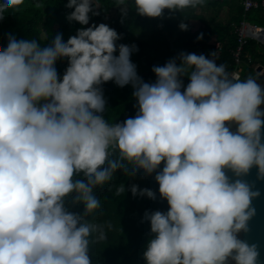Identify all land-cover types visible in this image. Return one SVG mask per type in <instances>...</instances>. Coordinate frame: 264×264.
I'll return each instance as SVG.
<instances>
[{"label":"clouds","instance_id":"obj_1","mask_svg":"<svg viewBox=\"0 0 264 264\" xmlns=\"http://www.w3.org/2000/svg\"><path fill=\"white\" fill-rule=\"evenodd\" d=\"M202 2L133 0L136 14L150 19ZM117 3L123 21L128 8L125 0ZM23 4L2 0L0 20ZM66 7L74 9L67 20L80 25L89 24L90 13L99 15L93 0H68ZM179 28L187 31L184 23ZM119 39L101 23L77 30L66 43L57 34L43 48L9 35L0 49V264H91L90 243L107 237L85 217L100 206L93 189L117 170L130 177L137 170L157 173L169 206L166 213H145L153 236L146 264H259L258 246L239 237L249 232L260 195L245 177L255 168L264 181L261 85L252 76L230 75L216 64V53L209 59L183 52L154 66L156 81L146 83L131 62L138 47L117 46ZM65 58L60 79L55 65ZM182 77L190 81L186 88ZM109 81L132 86L134 118L105 120L102 85ZM80 174L84 179H74ZM128 191L155 199L135 184ZM124 192L121 185L117 195ZM69 198L84 206L82 214L66 208Z\"/></svg>","mask_w":264,"mask_h":264},{"label":"trees","instance_id":"obj_2","mask_svg":"<svg viewBox=\"0 0 264 264\" xmlns=\"http://www.w3.org/2000/svg\"><path fill=\"white\" fill-rule=\"evenodd\" d=\"M239 1L203 0L195 7L174 13L165 10L163 18L150 19L138 16L133 0H125L128 15L122 21L121 6L117 0H93L95 11L99 15L90 13L89 24L80 25L78 22L67 20V16L74 11L66 7L68 0H24V4L18 10L5 12L4 19L0 20V49H6L9 35L17 40H36L43 48L50 45L57 34H61L66 43L70 37L76 35L77 30L91 27L96 22H105L121 37L116 42L117 46L135 44L138 47V51L131 55V62L138 69L137 75L146 83L156 81L152 71L154 66L165 65L169 60L177 58L181 52L202 54L209 59H213L212 53H216L214 57L216 64L225 65L227 72L230 73L235 66L232 52L237 46L233 24L242 19L243 13ZM36 3H41L43 7L36 8L34 6ZM198 6L210 10L211 15L206 16L201 11L197 13ZM222 6L228 7L227 16L224 22L218 24L216 19L220 17ZM246 19L251 24L264 27V9L252 10ZM190 21H197L200 26L194 30L188 25ZM181 23L187 25V31L179 28ZM53 26L56 27L55 31L50 34L43 33L44 29ZM201 34L203 38L198 40L197 37ZM213 39L221 44L218 53L209 44ZM242 53L250 55L254 62L264 64L263 44L249 39ZM115 55H118V51ZM177 63L179 64V60ZM182 80L186 88L190 81L187 77H182ZM112 83L109 81L102 85L106 101L103 116L110 124L123 123L128 118H134L138 111L137 101L133 96L134 89L126 85L120 90ZM162 168L163 162L157 172L162 171ZM156 174L149 176L142 170H137L136 176L130 177L117 170L110 181L93 189L100 206L85 219L89 223L103 226L107 238L100 243H90L91 264H146L144 252L153 236L150 221L145 219V213L151 214L155 211L166 213L169 209L167 201L160 197L159 185L155 181ZM74 179H84L83 174L75 176ZM133 184L138 185L139 189L153 191L155 199L133 197L128 191ZM121 185H124L125 192L117 195ZM70 200L71 198L66 201V208L73 213L82 214L84 206L82 204L72 206ZM109 224L111 228L108 227ZM94 236L96 233H93L90 239L94 240Z\"/></svg>","mask_w":264,"mask_h":264},{"label":"built area","instance_id":"obj_3","mask_svg":"<svg viewBox=\"0 0 264 264\" xmlns=\"http://www.w3.org/2000/svg\"><path fill=\"white\" fill-rule=\"evenodd\" d=\"M240 6L242 7V19L237 23L233 24L234 33L236 35V42L237 46L235 50L232 52L233 59H234V69L229 73L230 75L238 76L240 79L241 75L239 73L241 64L246 62L250 65L252 70L255 72L256 67L261 66L262 70V63L254 62L250 55H244L243 47L247 43L249 39L255 40L260 44H264V27L251 24L246 19V16L252 10L262 8L264 9V0H240ZM214 50L218 53L221 49L220 42L216 41L215 39L211 40L209 43ZM256 73V72H255ZM256 75H259L256 73Z\"/></svg>","mask_w":264,"mask_h":264},{"label":"water","instance_id":"obj_4","mask_svg":"<svg viewBox=\"0 0 264 264\" xmlns=\"http://www.w3.org/2000/svg\"><path fill=\"white\" fill-rule=\"evenodd\" d=\"M255 72L257 75V80L259 79V84L264 90V64L256 67ZM261 111H264V104L261 105ZM235 125H232L230 130L236 131ZM262 142H264V127L261 129ZM245 179L250 183L254 184V190H258L260 195L257 199L253 200V206L256 209L255 217L249 222V232L247 234H240L241 239L246 240L249 244H256L260 251L259 264H264V181L257 180L256 169L253 168L250 174L245 177Z\"/></svg>","mask_w":264,"mask_h":264},{"label":"rangeland","instance_id":"obj_5","mask_svg":"<svg viewBox=\"0 0 264 264\" xmlns=\"http://www.w3.org/2000/svg\"><path fill=\"white\" fill-rule=\"evenodd\" d=\"M199 9H201V10H199ZM196 11H201V12H204V14L206 15V16H210L211 15V12H210V10H206V8L204 7V8H202V7H200V8H196ZM110 16H113V14H110ZM109 16V17H110ZM108 17V18H109ZM101 23H104L105 24V22H96V23H94L95 25H99V24H101ZM188 25L190 26V27H192V28H194L196 25L195 24H192L191 22H189L188 23ZM55 29H56V27L55 26H53V27H51V28H49V29H47V30H43L44 32L43 33H45V34H50V33H52L53 31H55ZM264 45V44H263ZM55 67H56V70H57V73H58V77L59 78H62L63 77V75H64V73H65V71H66V68L68 67V60L65 58V59H61V60H58L57 62H56V65H55ZM137 71H138V69H136ZM249 76H252V77H254V78H257V75H256V73L253 71V70H249L247 73H246V75L244 76V78H243V80H245V79H247ZM112 85H114V86H116L118 89H123V88H120V87H118L114 82L112 83ZM129 86H131V85H129ZM95 237V236H94ZM102 248H103V246H102Z\"/></svg>","mask_w":264,"mask_h":264},{"label":"crops","instance_id":"obj_6","mask_svg":"<svg viewBox=\"0 0 264 264\" xmlns=\"http://www.w3.org/2000/svg\"><path fill=\"white\" fill-rule=\"evenodd\" d=\"M201 6H198L196 8H200ZM201 10V9H199ZM227 11H228V7L227 6H222L221 10H220V17L216 19V22L222 23L226 20V16H227ZM197 13H199L198 11H196ZM192 24H195L196 26L193 28L194 30L197 29L200 26V23L197 21H190ZM251 69L250 65L246 62H243L241 64L239 73L241 75V80H243L244 76L246 75V73Z\"/></svg>","mask_w":264,"mask_h":264},{"label":"flooded vegetation","instance_id":"obj_7","mask_svg":"<svg viewBox=\"0 0 264 264\" xmlns=\"http://www.w3.org/2000/svg\"><path fill=\"white\" fill-rule=\"evenodd\" d=\"M257 83H259V81L257 80Z\"/></svg>","mask_w":264,"mask_h":264}]
</instances>
